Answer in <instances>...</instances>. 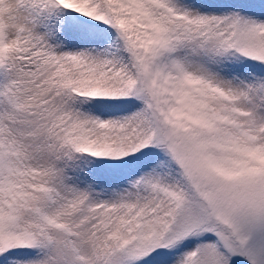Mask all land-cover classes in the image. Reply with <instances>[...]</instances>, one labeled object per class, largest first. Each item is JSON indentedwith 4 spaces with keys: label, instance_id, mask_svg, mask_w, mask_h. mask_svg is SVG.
<instances>
[{
    "label": "snow or ice",
    "instance_id": "obj_1",
    "mask_svg": "<svg viewBox=\"0 0 264 264\" xmlns=\"http://www.w3.org/2000/svg\"><path fill=\"white\" fill-rule=\"evenodd\" d=\"M0 264H264V0H0Z\"/></svg>",
    "mask_w": 264,
    "mask_h": 264
}]
</instances>
